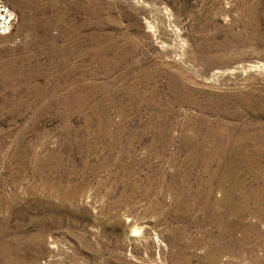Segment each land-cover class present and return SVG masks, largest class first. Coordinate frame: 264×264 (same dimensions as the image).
I'll list each match as a JSON object with an SVG mask.
<instances>
[{"label": "rangeland", "instance_id": "obj_1", "mask_svg": "<svg viewBox=\"0 0 264 264\" xmlns=\"http://www.w3.org/2000/svg\"><path fill=\"white\" fill-rule=\"evenodd\" d=\"M0 264H264V0H0Z\"/></svg>", "mask_w": 264, "mask_h": 264}]
</instances>
